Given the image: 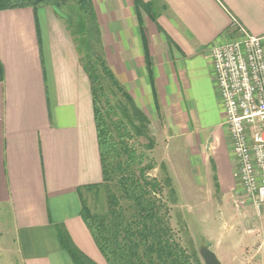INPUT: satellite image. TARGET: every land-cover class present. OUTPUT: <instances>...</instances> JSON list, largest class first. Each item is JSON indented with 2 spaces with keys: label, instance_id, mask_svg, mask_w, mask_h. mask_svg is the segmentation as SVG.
<instances>
[{
  "label": "crops",
  "instance_id": "obj_1",
  "mask_svg": "<svg viewBox=\"0 0 264 264\" xmlns=\"http://www.w3.org/2000/svg\"><path fill=\"white\" fill-rule=\"evenodd\" d=\"M92 3L107 65L147 116L153 153L172 145L190 169L179 203L207 213L201 230L186 223L199 264L202 247L221 264H264V205L256 209L234 177L211 59L237 36L233 21L264 35V0ZM65 19L52 6L0 11V255L16 264H73L59 228L105 264L81 218L102 172L90 82Z\"/></svg>",
  "mask_w": 264,
  "mask_h": 264
},
{
  "label": "trees",
  "instance_id": "obj_2",
  "mask_svg": "<svg viewBox=\"0 0 264 264\" xmlns=\"http://www.w3.org/2000/svg\"><path fill=\"white\" fill-rule=\"evenodd\" d=\"M39 6L65 7L80 15L82 43L77 44L90 82L102 172V182L86 190L103 193L99 212H92L83 200L81 218L105 264H199L171 227L170 209L162 198L163 184L150 175L155 163L146 153L154 147L149 120L107 65L92 0H0V11ZM70 19L66 15L67 25L75 34ZM2 78L0 63V82ZM105 81L123 98L128 121L119 118L109 103ZM139 138L147 144L142 145ZM58 238L73 264H95L73 246L62 228Z\"/></svg>",
  "mask_w": 264,
  "mask_h": 264
},
{
  "label": "built area",
  "instance_id": "obj_3",
  "mask_svg": "<svg viewBox=\"0 0 264 264\" xmlns=\"http://www.w3.org/2000/svg\"><path fill=\"white\" fill-rule=\"evenodd\" d=\"M231 28L237 36L211 50L213 75L236 160L234 177L259 209L264 205V35H250L236 21Z\"/></svg>",
  "mask_w": 264,
  "mask_h": 264
},
{
  "label": "rangeland",
  "instance_id": "obj_4",
  "mask_svg": "<svg viewBox=\"0 0 264 264\" xmlns=\"http://www.w3.org/2000/svg\"><path fill=\"white\" fill-rule=\"evenodd\" d=\"M67 6L69 5H66V7ZM62 9H64L63 12H65L66 15L70 16L71 23L76 28V39L78 42L82 43L81 33L78 29V23L80 22V20L78 19L80 16L79 13L74 10L71 11L69 9H66L65 7ZM104 84L105 94L109 103L116 109L119 118L128 121L130 115L128 114L129 111L123 98L106 81L104 82ZM149 135L152 137V133L150 131ZM152 139L155 143V139L153 137ZM139 142L142 145L147 144V141L143 138H139ZM159 143L160 145H162L161 142ZM170 148L171 149L167 150L169 152L168 154H166V150H164V148H158L154 153L152 150H146V153L150 158L154 160L155 163V169L150 173V175L157 177V179L163 184L162 198L167 203V206L170 209V224L174 232L176 233L177 238L180 240L181 245L184 246L190 253L196 255V257L198 258V247L195 248L191 244L189 236L187 235V225H189L190 230H192L193 232L203 229L202 223L206 222L204 219L207 213L199 212V214L192 215L190 214V212H188V210L191 211L189 208V206H191L190 204H184L182 202L179 203L180 189L183 188L184 192L186 193H188V190H190L189 183L191 182V180H188L190 169L185 166L184 157L177 155L174 156L172 145L170 146ZM175 176H177V179L175 178ZM84 202L92 212H99L102 209L103 205L102 191H87L84 194ZM15 260V256H13V260H11L10 258L7 259L5 255H0V264H16ZM198 263H200L199 258Z\"/></svg>",
  "mask_w": 264,
  "mask_h": 264
},
{
  "label": "water",
  "instance_id": "obj_5",
  "mask_svg": "<svg viewBox=\"0 0 264 264\" xmlns=\"http://www.w3.org/2000/svg\"><path fill=\"white\" fill-rule=\"evenodd\" d=\"M199 255L204 264H221L217 259L215 253H213L207 247H202L199 250Z\"/></svg>",
  "mask_w": 264,
  "mask_h": 264
}]
</instances>
